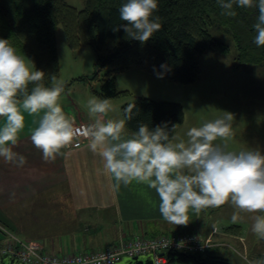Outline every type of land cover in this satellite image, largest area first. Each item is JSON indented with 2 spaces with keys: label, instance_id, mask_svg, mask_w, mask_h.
I'll return each mask as SVG.
<instances>
[{
  "label": "clouds",
  "instance_id": "9594fccd",
  "mask_svg": "<svg viewBox=\"0 0 264 264\" xmlns=\"http://www.w3.org/2000/svg\"><path fill=\"white\" fill-rule=\"evenodd\" d=\"M216 3L227 17L237 15L234 6L256 8L254 43L264 46V0ZM158 9V0H125L118 9L122 23L113 31L123 29L129 38L146 43L162 28L161 18L154 15ZM29 61L9 40L0 39V159L16 167L27 163L24 155L14 151L24 129V112L43 113L30 139L45 163L62 155L78 131L74 118L65 114L60 103L63 82L53 75L52 86H45V72ZM87 107L95 117L85 133L88 147L100 156L104 173L114 181L112 190L133 181L147 184L159 197L163 220L175 226H186L190 211L198 215L228 202L240 212L255 214L250 230L264 240V154L259 149L229 148L233 113L224 111L222 116L190 128L186 141L174 142L176 125L169 129L167 123L155 128L141 123L129 135L126 123L133 118L135 104H128L118 120L105 119L112 110L110 98L92 96ZM249 264H264V255Z\"/></svg>",
  "mask_w": 264,
  "mask_h": 264
},
{
  "label": "trees",
  "instance_id": "16d2710c",
  "mask_svg": "<svg viewBox=\"0 0 264 264\" xmlns=\"http://www.w3.org/2000/svg\"><path fill=\"white\" fill-rule=\"evenodd\" d=\"M124 2L86 0L85 7L78 9L66 0H0V32L32 60L36 69L45 72L43 82L50 87L51 77L55 75L58 79L60 75L56 30L62 24L71 48L87 45L94 50L97 67L94 80L100 81L94 92L100 98L113 99L130 93L129 89H119L117 76L134 65L156 73L167 72L182 84L196 82L202 71L199 55L207 50L230 48L212 34V26L225 27L233 34L239 51L237 67L242 63H264V46L257 47L254 43L256 8L234 6L237 15L227 17L221 15L216 0H158L159 9L154 15L161 18L162 28L142 44L129 38L123 29L113 31L122 23L118 9ZM84 79L85 76L73 78L63 87ZM128 104H135L133 118L126 123L130 132L138 130L141 123L149 128L167 123L169 129L176 125L172 133L176 136L186 119L180 101L141 95L123 104L122 112ZM225 230L239 235L241 226L231 225ZM219 247L212 246L205 252L171 251L170 260L178 264H233L218 252Z\"/></svg>",
  "mask_w": 264,
  "mask_h": 264
},
{
  "label": "crops",
  "instance_id": "0c3cea01",
  "mask_svg": "<svg viewBox=\"0 0 264 264\" xmlns=\"http://www.w3.org/2000/svg\"><path fill=\"white\" fill-rule=\"evenodd\" d=\"M60 103L65 114L77 122L91 124L95 119L87 105L71 111L70 97H60ZM23 115L24 129L14 151L24 155L27 163L16 167L0 159L1 228L24 239L42 241L47 251L56 254L104 250L123 236L200 231L203 210L198 215L190 211V222L175 226L163 220L159 197L147 184L133 181L112 190L114 181L104 173L102 160L90 150L89 141L76 148L68 146L54 162L45 163L30 139L31 130L38 126L43 113ZM105 119L117 120L108 115ZM126 132L131 134L127 125ZM217 229L215 225L207 234L199 233L208 237ZM213 235L215 240L230 245L231 238H243L225 228ZM3 236L2 231L0 238Z\"/></svg>",
  "mask_w": 264,
  "mask_h": 264
},
{
  "label": "rangeland",
  "instance_id": "374dc122",
  "mask_svg": "<svg viewBox=\"0 0 264 264\" xmlns=\"http://www.w3.org/2000/svg\"><path fill=\"white\" fill-rule=\"evenodd\" d=\"M66 1L78 9H83L86 4V0ZM210 30L230 48L228 51L216 49L201 53L199 61L202 71L196 82L182 84L167 72L156 73L139 65L131 66L117 76L119 89L128 88L130 93L111 99L112 110L107 115L121 119L123 104L135 101L141 95L180 101L184 105L186 119L179 127L174 142H181L187 140L186 133L190 128L199 127L227 111L234 114L232 135L228 138L229 148L259 149L264 154V63H242L237 67L239 51L233 34L225 27L212 26ZM56 35L60 56V75L57 81L64 84L73 78L85 76L84 80H76L64 89V96L61 97H70L71 111L77 106L83 109L89 98L97 96L94 89L100 87L99 80L90 78L96 71L95 52L87 45L71 48L62 24L57 27ZM0 39H5L1 32ZM18 53L32 62L26 54ZM234 214L237 216L235 221L232 219ZM253 215L238 211L228 202L215 210L208 207L202 212L199 230L207 234L215 225L217 231L231 225H240L239 235L243 238H231V246L220 247L218 252L228 257L233 264H249V261L264 255V240L258 239L250 230ZM1 230L5 237L7 228L0 226V237Z\"/></svg>",
  "mask_w": 264,
  "mask_h": 264
},
{
  "label": "built area",
  "instance_id": "2783aa9c",
  "mask_svg": "<svg viewBox=\"0 0 264 264\" xmlns=\"http://www.w3.org/2000/svg\"><path fill=\"white\" fill-rule=\"evenodd\" d=\"M89 125L90 122L87 121H75L74 126L78 131L69 147H80L89 141L85 135ZM218 245L231 246L227 242L215 240L213 235L206 237L199 232L180 231L155 236H123L113 246L104 250L56 254L47 251L42 241L24 239L7 229L4 239L0 240V258L9 256L27 264H115L124 256L152 253L154 264H178L171 262V251L205 252L208 248Z\"/></svg>",
  "mask_w": 264,
  "mask_h": 264
},
{
  "label": "water",
  "instance_id": "95a60500",
  "mask_svg": "<svg viewBox=\"0 0 264 264\" xmlns=\"http://www.w3.org/2000/svg\"><path fill=\"white\" fill-rule=\"evenodd\" d=\"M96 74H97V67L95 73L93 75H90V78L94 79ZM163 254H165V252H163ZM0 264H27V263H21L19 260L12 259L11 257L8 256L5 258H0ZM115 264H154V256L152 253H147L137 256L123 257L121 261Z\"/></svg>",
  "mask_w": 264,
  "mask_h": 264
}]
</instances>
